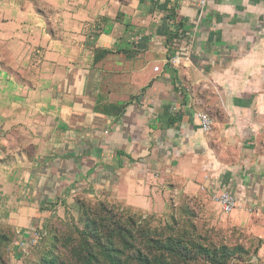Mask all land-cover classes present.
<instances>
[{
  "label": "crops",
  "instance_id": "1",
  "mask_svg": "<svg viewBox=\"0 0 264 264\" xmlns=\"http://www.w3.org/2000/svg\"><path fill=\"white\" fill-rule=\"evenodd\" d=\"M4 5L0 163L24 195L19 241L77 199L157 213L229 191L232 225L264 253V0Z\"/></svg>",
  "mask_w": 264,
  "mask_h": 264
},
{
  "label": "trees",
  "instance_id": "2",
  "mask_svg": "<svg viewBox=\"0 0 264 264\" xmlns=\"http://www.w3.org/2000/svg\"><path fill=\"white\" fill-rule=\"evenodd\" d=\"M89 203L95 207L84 208ZM74 206L75 210H81L78 218L81 229L76 228L79 241L69 248L75 264H229L232 260L239 261L241 255L248 256V251L237 245L213 244L204 238L196 241L189 231L180 230L172 217V226L158 230L151 228V217L140 219L147 213L120 207L111 200L77 199ZM134 213L139 214L137 219L131 215ZM52 225L53 222L44 224L36 243L31 245L32 250L44 241L49 247L55 241L60 246ZM257 242L254 254L261 245ZM56 259L46 253L40 262L58 264Z\"/></svg>",
  "mask_w": 264,
  "mask_h": 264
},
{
  "label": "rangeland",
  "instance_id": "3",
  "mask_svg": "<svg viewBox=\"0 0 264 264\" xmlns=\"http://www.w3.org/2000/svg\"><path fill=\"white\" fill-rule=\"evenodd\" d=\"M23 1H29L31 4L37 2V0H0V4L12 8L13 10H11L14 13L15 11L18 12L17 8ZM41 6V2L38 3L37 7L39 9H41ZM5 13L0 15L1 23L10 19L9 14ZM5 167L6 165L0 163V264H41V258L46 253L56 256L58 264H75L69 248L71 244L74 245L79 241L76 236V228L81 229L78 224L81 210H74V213L70 214L69 217L65 215L64 219H56L53 216L46 221L53 222L54 225L51 227L60 239V246L57 241L51 243L50 247L47 242H40L38 247L33 250L31 245L27 246L29 241H35L37 232L41 231L46 222L43 225H30L23 228L22 234H27L28 238L22 239L24 244L21 246V239L19 241L17 233L18 228L14 222L11 223V219H13L14 214H18V208L21 207L19 201L24 198V195L16 189L8 191L6 187L9 183L8 174L10 172ZM172 201L167 204L166 209L163 211L147 213L148 215H142L140 219L145 221L151 217V228L160 230L165 225L172 226L170 222V217H172L178 223L180 230L189 231L191 236L198 242L204 238L206 242L223 243L230 247L237 245L242 247L244 251H248V256L241 255L242 258L239 261L234 262L232 260L229 264H264V253L261 255L259 251H256V254H254L258 245L257 240L244 229L233 226L229 214L222 213L211 197L205 199L188 197L185 199L181 197L176 201L172 199ZM116 205L124 207L121 204ZM86 206L95 207L90 203L85 204V207H83L86 208ZM131 215L137 219L139 214L134 213ZM66 240H68V243ZM26 246L27 249L25 250Z\"/></svg>",
  "mask_w": 264,
  "mask_h": 264
},
{
  "label": "built area",
  "instance_id": "4",
  "mask_svg": "<svg viewBox=\"0 0 264 264\" xmlns=\"http://www.w3.org/2000/svg\"><path fill=\"white\" fill-rule=\"evenodd\" d=\"M212 1L213 0H196L197 7L199 10L209 9V7L212 5ZM179 59L180 58L178 56H174L168 61V63L171 66H175L178 64ZM156 70L157 69H155V71ZM198 118L202 131L208 133L212 127L211 120L203 114L199 115ZM210 197L212 201L218 205V207L224 214H231L233 211L243 210V207L239 204L237 197L229 191L213 192ZM38 238L39 232H37L35 236V241H29V244L27 246L35 244ZM23 244V240H21V246H23ZM27 246L25 250L27 249Z\"/></svg>",
  "mask_w": 264,
  "mask_h": 264
}]
</instances>
